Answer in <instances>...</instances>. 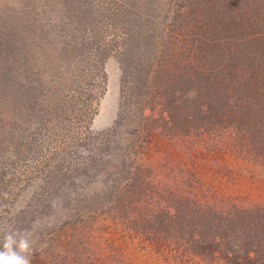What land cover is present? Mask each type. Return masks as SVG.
I'll list each match as a JSON object with an SVG mask.
<instances>
[{
  "label": "rangeland",
  "instance_id": "1",
  "mask_svg": "<svg viewBox=\"0 0 264 264\" xmlns=\"http://www.w3.org/2000/svg\"><path fill=\"white\" fill-rule=\"evenodd\" d=\"M150 3L155 2L0 0V48L6 40L18 44L31 40L33 44L29 43L34 46H30L29 51L33 57L44 53L43 24L49 26L48 22L62 20L59 26H65L72 13L76 16L80 6L94 8L102 18L117 13V19L138 25L141 32L156 30L155 39L145 40L139 46L140 54L152 63L149 62L148 86L142 84L146 79H140L138 95L122 97L123 71L118 59L112 56L105 64L103 89L100 92L93 89L91 96H76L78 104L85 99L91 132L86 131V122H64L65 118L77 119L75 114L79 115L81 109L77 103L74 112L66 113V108H58L59 95H48L52 86L46 87L42 100L57 116L56 123L74 126L82 134L89 131L92 140L99 145L110 142L112 163L125 156L127 163L137 167L141 173L134 177L137 190L132 200L129 197L132 191H129L121 198L127 202L121 204L119 199L110 209L109 195H104L102 207L88 206L81 217L83 221L77 223H69L60 210L53 214L37 211L34 196L40 177H36L34 171L42 166L34 156L24 159L22 152L17 153L9 141L7 146L3 145L0 164L8 163L20 173L19 186L23 188L22 181L26 182L14 203V213L30 210L27 215L32 228L28 231L23 228V234L31 241L27 254L30 264H264V239L254 246L256 251L246 255L226 256L210 246L199 248L197 252L188 243V232L160 231L158 225L154 229L151 225L146 227L144 219L153 216L151 219H155L162 212L171 215L176 211V205L186 208L185 211H199L205 206L225 211L249 210L251 216H259L264 211V97H256V92L244 96L237 89L240 85L234 90L229 88L231 82L242 78L241 75L243 78L249 76L252 82L255 80L250 69L243 72L238 55L245 46L252 45L247 44L248 39L258 35L264 37V0L224 2L226 12L218 15L220 19L241 11L243 26L237 31H225L221 25H214L211 15L216 10L210 7L209 0H159L155 10ZM7 22L8 27H4ZM15 26L21 30H13ZM59 26L53 28L54 34ZM49 35L43 36V40L47 41ZM47 46L51 59L55 58L54 54L60 56L58 43H47ZM232 59L238 63L233 65ZM221 68H224L222 72ZM259 70L261 74L257 77L264 79V66ZM198 71L210 77L213 88L204 79L197 83L194 77L191 85L195 92L187 93L193 102H186L183 112L170 111L168 101L184 90L179 83L180 77ZM64 75H61L62 80ZM65 76L68 94L72 92L69 87L75 86L74 77L80 84L81 79L86 84L83 76H68V79ZM209 87L215 95L209 96ZM2 97L0 93V134L3 136L9 134V119L13 112L9 101L1 104ZM219 100L225 103V107L222 106L224 112L216 105ZM197 105L202 111L195 114L193 107ZM89 152L90 147L84 146L83 158H87ZM15 158L18 159L16 162ZM20 158L24 163L19 162ZM114 169V166L109 167L115 187L123 186L124 180L119 183ZM109 180L105 183V179L92 176L86 190L91 194L106 190ZM98 198L95 193L93 203Z\"/></svg>",
  "mask_w": 264,
  "mask_h": 264
},
{
  "label": "trees",
  "instance_id": "2",
  "mask_svg": "<svg viewBox=\"0 0 264 264\" xmlns=\"http://www.w3.org/2000/svg\"><path fill=\"white\" fill-rule=\"evenodd\" d=\"M209 1L211 2L210 7H215L216 10L211 15L215 26L221 25L225 31H237L243 26L242 19L244 18L240 15L241 11L221 19L218 17L226 12V6L223 7V5H227L224 3L227 0ZM153 2L155 3L150 4L155 7V10L159 6L156 7L159 0H153ZM111 10L118 12V10ZM117 17V13H114L108 18H102L98 16L94 8L86 9L80 6L76 10V16L72 13L70 22L65 26H59L62 25V20L48 22L49 26L43 24L45 28L43 33L41 32L45 46L43 54H37L38 51L41 52L39 49L36 52L37 55L33 57V53L29 51V47L34 46L31 45L33 44L31 40L29 41L31 44L29 42L10 43L6 40V42H2L0 48V93L3 94L1 104H5L4 101H9L12 104L13 112L12 116L10 115V121L8 120L11 124L9 134L3 136L0 134V156L4 155L1 153L3 145L7 146L6 143L9 141L10 145L15 146L17 153L22 152L24 159L33 156L38 159L42 168L34 171L35 176L40 177L38 190L34 196L37 200L35 209L42 212L48 211V214L60 210V213L67 217L65 219L69 223L72 221L74 223L82 222L84 218L81 219V217L88 206L102 207L105 202L104 195H109L107 200L111 201L110 209L112 206H116L114 204H118L119 199L121 204L127 202V199L121 201V198L129 191H132L129 195L132 200L137 190L134 177L141 173L137 167L133 168L132 164L127 163L125 156L112 163L113 158L109 154V149H113V146L110 142L104 146L102 143L99 145L92 140L89 133V131L91 132L89 121H87L90 113H88L87 104H84L85 99L82 104H78L76 101L77 95L91 96L93 89H96L97 92L103 89L106 80L105 64L112 56L118 59L123 71L121 79L123 98H132L135 93L139 94V81L142 78L146 79L142 84L145 83L148 86L147 74L151 72L149 70L151 61L147 57L144 58L142 53L140 54L139 46L144 44L145 40L155 39L156 30L141 32L138 25L129 24ZM57 26L60 28L54 34L52 30ZM4 27H8V22ZM17 27L19 26L13 27V30H21ZM66 29L72 30L66 31ZM48 34H50L49 39L44 41L43 36ZM47 43L51 45L58 43V47L61 46L59 48L60 56L54 54L55 58L51 59ZM251 43L252 45H250ZM247 44L250 46H245L238 58L243 65V72L244 69H250L255 75V80L252 82L249 76L243 78L244 75H241V80L231 82L229 88L234 90L236 85H240L237 89L244 96L256 92V97L263 98L264 79L257 76H260L261 70L259 69L264 66V37L261 35L251 37L247 40ZM3 51L5 52L3 53ZM230 61L233 65L238 63L237 60ZM229 64L227 63V65ZM257 68L259 69L257 70ZM223 69L221 68L220 71L222 72ZM62 74L67 75V79L68 76L78 77L80 75L81 78L83 76L86 84L82 79L80 84V80L77 82L78 80H75L76 77H74L75 86L69 87L72 92L68 94L64 85L66 76L64 75L62 80ZM194 77H196L197 83H199V79H204L207 85L212 87V81L205 72L198 71L194 74L183 75L180 77L179 83L184 87V90L178 97L168 101L170 111L183 112L184 106H187L185 103L193 102L187 93L195 92L192 90L194 86L191 85ZM223 78L221 77V80ZM47 86L53 88L48 95H59L56 100L58 108H66V113L74 112V107L77 105L81 109L79 115L75 114L77 119L65 118L64 122L71 121L74 124L78 123L77 121L86 122L85 129L89 130L90 135L86 132L82 134L74 126L66 127L64 123L55 122L57 116L49 108H46L42 101ZM175 89L179 90V87H175ZM219 94L225 95L226 93L220 92ZM184 95H186L185 99H183ZM206 95H209L208 92ZM211 95H215V92L210 88L209 96ZM73 96L75 97L73 98ZM176 99H181V101L177 102ZM216 105L220 108L219 110L224 112L222 106L225 107V103L219 100ZM193 109L196 111L195 114L198 113L197 111H202L200 105ZM84 146L90 147L87 158H83L82 155ZM16 160L18 159L15 158L14 161L16 162ZM116 161H120V163ZM19 162L24 163L21 158ZM12 166L14 165L12 164ZM110 166L115 167L114 172L118 173L116 179L119 180V183L124 180L123 186L119 184L115 187L113 172L109 171ZM106 168H108L107 171ZM12 169L8 163L0 164V248L3 247L5 233H23L24 227L26 231L32 228L30 226L31 219L27 215L30 213L29 209H24L21 213H14V203L25 189L26 182L22 181V183L24 182L23 188L19 186L20 173ZM92 176H98L100 180L105 179V183L110 179L106 190L95 192L99 198L94 203L95 193L91 194V191L89 192L85 187L90 184L89 179ZM175 209L176 211L171 215L168 214L169 212H162L157 214L155 219H151L154 216L144 218L147 222L146 227L151 225L154 229L158 225L157 230L160 231L171 232V229L175 233L186 231L188 232V243L192 245L193 250L199 252V248L207 249L210 246L211 249H217L226 256L239 253L246 255L250 251H256L257 248L254 246L264 239V211H261L259 216H251L249 210L228 209L225 211L212 206H205L199 211L192 209L185 211L186 208L178 205L175 206Z\"/></svg>",
  "mask_w": 264,
  "mask_h": 264
},
{
  "label": "clouds",
  "instance_id": "3",
  "mask_svg": "<svg viewBox=\"0 0 264 264\" xmlns=\"http://www.w3.org/2000/svg\"><path fill=\"white\" fill-rule=\"evenodd\" d=\"M31 241L28 235L19 232H7L3 236L0 248V264H30L28 252Z\"/></svg>",
  "mask_w": 264,
  "mask_h": 264
}]
</instances>
